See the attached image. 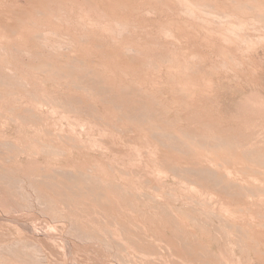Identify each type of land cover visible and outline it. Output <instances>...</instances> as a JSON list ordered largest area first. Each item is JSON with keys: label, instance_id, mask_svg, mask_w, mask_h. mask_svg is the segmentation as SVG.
Segmentation results:
<instances>
[{"label": "rangeland", "instance_id": "374dc122", "mask_svg": "<svg viewBox=\"0 0 264 264\" xmlns=\"http://www.w3.org/2000/svg\"><path fill=\"white\" fill-rule=\"evenodd\" d=\"M0 199V264H264V0H0Z\"/></svg>", "mask_w": 264, "mask_h": 264}, {"label": "bare ground", "instance_id": "6f19581e", "mask_svg": "<svg viewBox=\"0 0 264 264\" xmlns=\"http://www.w3.org/2000/svg\"><path fill=\"white\" fill-rule=\"evenodd\" d=\"M164 1V0H163ZM184 1V0H183ZM187 1V0H186ZM195 2V1H194ZM7 3V2H6ZM164 3V2H163ZM189 3V2H188ZM123 4V3H122ZM184 5V4H183ZM192 5V4H191ZM164 6H165V4H164ZM185 6V5H184ZM183 7V6H182ZM187 7V6H186ZM189 7V6H188ZM187 11V10H186ZM189 12V11H188ZM41 13V12H40ZM193 13V12H192ZM57 14V13H56ZM190 14V13H189ZM193 15V14H192ZM60 16V15H59ZM94 18V17H93ZM63 19V18H62ZM57 20V19H56ZM201 20V19H200ZM97 22V21H96ZM210 22V21H209ZM226 22V21H225ZM200 23V22H199ZM87 24V23H86ZM102 24V23H101ZM210 24V23H209ZM90 25V24H89ZM119 25H120V23H119ZM118 25V26H119ZM100 26H102V25H100ZM133 26V25H132ZM233 26V25H232ZM86 27V26H85ZM237 27V26H236ZM257 27V26H256ZM84 30V29H83ZM168 32V31H167ZM35 33H37L36 31H35ZM39 34V33H38ZM234 34V33H233ZM40 36V35H39ZM42 36V35H41ZM36 37V36H35ZM49 37V36H48ZM42 38V37H41ZM90 38V37H89ZM87 39V38H86ZM158 40V39H157ZM228 42V41H227ZM119 44V43H118ZM95 45V44H94ZM134 45V44H133ZM132 45V47H134ZM145 45V44H144ZM123 46H125V45H123ZM126 47V46H125ZM139 47V46H138ZM138 49V48H137ZM125 50V49H124ZM20 51V50H19ZM140 51V50H139ZM138 51V52H139ZM141 52V51H140ZM31 53V52H30ZM170 53V52H169ZM173 54V53H172ZM138 55V54H137ZM142 55H144V54H142ZM38 56V55H37ZM141 56V55H140ZM145 56V55H144ZM170 56V55H169ZM40 57V56H39ZM38 57V58H39ZM143 57V56H142ZM168 57V56H167ZM172 57V56H171ZM115 58V57H114ZM144 58V57H143ZM164 58V57H163ZM41 59V58H40ZM57 59V58H56ZM112 59V58H111ZM116 59V58H115ZM114 59V60H115ZM145 59V58H144ZM171 59V58H170ZM175 59H176V57H175ZM179 59V58H178ZM44 60V59H43ZM51 60V59H50ZM73 60V59H72ZM143 60V59H142ZM146 60H147V58H146ZM157 60V59H156ZM144 61V60H143ZM191 61V60H190ZM240 61V60H239ZM66 62V61H65ZM74 62V61H73ZM72 62V63H73ZM80 62V61H79ZM146 62V61H145ZM150 62V61H149ZM155 62V61H154ZM160 62V61H159ZM177 62H179V61H177ZM61 63V62H60ZM142 63V62H141ZM167 63V62H166ZM165 63V64H166ZM172 63V62H171ZM204 63V62H203ZM66 64V63H65ZM80 64V63H79ZM122 64V63H121ZM152 64H153V62H152ZM239 64V63H238ZM237 64V65H238ZM67 65H68V63H67ZM70 65V64H69ZM68 65V66H69ZM73 65V64H72ZM144 65V64H143ZM156 65V64H155ZM182 65V64H181ZM197 65V64H196ZM78 66V65H77ZM4 67V66H3ZM76 67V66H75ZM110 67V66H109ZM74 68V67H73ZM81 68V67H80ZM82 68H83V66H82ZM87 68V67H86ZM120 68V67H119ZM149 68V67H148ZM5 69V68H4ZM75 69V68H74ZM79 69V68H78ZM89 69V68H88ZM54 70V69H53ZM53 70H51V71H53ZM84 70V69H83ZM109 71V70H108ZM170 71V70H169ZM44 72V71H43ZM49 72V71H48ZM55 72V71H54ZM53 72V73H54ZM57 72V71H56ZM120 72V71H119ZM59 73V72H58ZM61 73V72H60ZM81 73V72H80ZM63 74V73H62ZM102 75H104V74H102ZM118 75V74H117ZM170 75H172L171 73H170ZM181 75V74H180ZM187 75V74H186ZM13 76V75H12ZM63 76V75H62ZM65 76V75H64ZM72 76V75H71ZM173 76V75H172ZM176 76V75H175ZM21 77V76H20ZM68 77V76H67ZM180 77V76H179ZM72 78H74V77H72ZM173 78V77H172ZM8 79V78H7ZM56 79V78H55ZM106 79V78H105ZM104 79V80H105ZM114 79V78H113ZM11 80V79H10ZM22 80V79H21ZM76 80V79H75ZM175 80V79H174ZM2 82V81H1ZM106 82V81H105ZM18 83V82H17ZM141 83V82H140ZM14 84V83H13ZM25 84V83H24ZM82 84V83H81ZM104 84V83H103ZM27 85V84H26ZM30 85V84H29ZM88 86V85H87ZM108 86V85H107ZM26 87V86H25ZM127 87V86H126ZM26 89V88H25ZM104 89H106V88H104ZM14 90V89H13ZM111 90V89H110ZM139 90V89H138ZM27 91V90H26ZM136 91V90H135ZM121 92V91H120ZM19 93V92H18ZM23 93V92H22ZM102 93V92H101ZM109 93V92H108ZM96 94V93H95ZM98 94V93H97ZM126 95V94H125ZM38 96V95H37ZM128 96V95H127ZM119 98V97H118ZM145 99V98H144ZM90 100V99H89ZM147 100V99H146ZM117 101V100H116ZM16 104V103H15ZM85 104V103H84ZM102 104V103H101ZM8 106V105H7ZM61 108V107H60ZM120 109V108H119ZM125 109V108H124ZM253 109V108H252ZM259 110V109H258ZM35 111V110H34ZM118 111V110H117ZM139 112V111H138ZM133 114V113H132ZM120 116V115H119ZM106 118V117H105ZM25 119V118H24ZM45 119V118H44ZM88 120V119H87ZM259 122H261V121H259ZM24 123V122H23ZM38 123V122H37ZM35 124V123H34ZM39 124V123H38ZM37 125V124H36ZM38 126V125H37ZM40 126V125H39ZM259 127V126H258ZM38 128V127H37ZM45 128V127H44ZM138 128V127H137ZM204 130V129H203ZM207 130V129H206ZM230 130V129H229ZM56 132V131H55ZM129 133V132H128ZM56 134V133H55ZM248 134V133H247ZM251 134V133H250ZM52 135V134H51ZM210 135V134H209ZM49 136V135H48ZM60 136V135H59ZM58 136V137H59ZM130 136V135H129ZM140 136V135H139ZM53 137V136H52ZM56 137V136H55ZM72 138V137H71ZM124 138V137H123ZM245 138V137H244ZM121 140V139H120ZM110 141V140H109ZM75 142V141H74ZM237 142V141H236ZM246 145V144H245ZM262 145V144H261ZM5 146V145H4ZM148 146V145H147ZM78 147V146H77ZM242 148V147H241ZM15 149V148H14ZM195 149V148H194ZM240 149V148H239ZM3 150V149H2ZM24 151V150H23ZM42 151V150H41ZM223 152V151H222ZM259 152V151H258ZM58 153V152H57ZM144 156V155H143ZM195 156V155H194ZM225 156V155H224ZM257 156V155H256ZM262 157V156H261ZM258 158V157H257ZM207 159V158H206ZM202 160V159H201ZM216 160V159H215ZM232 160V159H231ZM217 161V160H216ZM244 162V161H243ZM14 163V162H13ZM210 165V164H209ZM239 165V164H238ZM181 166V165H180ZM203 166V165H202ZM45 167V166H44ZM199 167V166H198ZM130 169V168H129ZM224 170V169H223ZM21 172V171H20ZM66 172H68V171H66ZM132 172V171H131ZM223 172V171H222ZM69 173V172H68ZM77 174V173H76ZM75 174V175H76ZM258 174H259V172H258ZM40 176V175H39ZM90 176V175H89ZM140 176V175H139ZM245 176V175H244ZM10 177V176H9ZM26 177V176H25ZM63 178H64V176H63ZM90 179V178H89ZM95 179V178H94ZM186 179V178H185ZM13 180V179H12ZM53 180V179H52ZM55 180V179H54ZM9 181V180H8ZM32 181V180H31ZM56 181V180H55ZM213 181V180H212ZM254 181V180H253ZM37 182V181H36ZM81 182V181H80ZM114 182V181H113ZM259 182V181H258ZM70 183V182H69ZM86 183H87V181H86ZM101 183V182H100ZM34 184V183H33ZM43 184V183H42ZM101 184H103V183H101ZM51 185V184H50ZM97 185V184H96ZM114 185V184H113ZM123 185V184H122ZM213 185V184H212ZM100 186V185H99ZM238 188V187H237ZM253 188V187H252ZM56 189V188H55ZM67 189V188H66ZM127 189V188H126ZM261 189V188H260ZM102 190V189H101ZM103 191V190H102ZM68 192V191H67ZM81 192V191H80ZM89 192V191H88ZM93 192V191H92ZM259 193V192H258ZM41 194V193H40ZM72 194V193H71ZM82 194V193H81ZM105 194H107V193H105ZM73 195V194H72ZM78 195V194H77ZM82 195H84V194H82ZM251 196V195H250ZM89 197V196H88ZM106 198V197H105ZM133 198V197H132ZM3 199V198H2ZM78 199V198H77ZM119 199V198H118ZM131 199V198H130ZM1 200V199H0ZM91 201V200H90ZM4 202V201H3ZM77 203V202H76ZM82 205V204H81ZM111 205V204H110ZM93 206V205H92ZM118 206V205H117ZM236 206V205H235ZM5 207V206H4ZM100 207V206H99ZM113 207V206H112ZM152 208V207H151ZM81 209V208H80ZM97 209V208H96ZM89 210V209H88ZM238 212V211H237ZM82 213V212H81ZM156 213V212H155ZM98 214V213H97ZM144 214V213H143ZM78 215H79V213H78ZM89 215V214H88ZM52 216V215H51ZM90 216V215H89ZM88 217V216H87ZM108 217V216H107ZM112 217V216H111ZM91 218V217H90ZM7 220V219H6ZM95 223V222H94ZM116 232V231H115ZM156 234V233H155ZM194 237V236H193ZM23 239V238H22ZM8 241V240H7ZM22 241V240H21ZM134 243V242H133ZM200 244V243H199ZM126 245V244H125ZM134 245V244H133ZM132 245V246H133ZM181 248V247H180ZM170 250V249H169ZM27 252V251H26ZM154 252V251H153ZM144 255V254H143ZM130 256V255H129ZM149 256V255H148ZM5 257V256H4ZM139 257V256H138ZM140 258V257H139ZM173 258V257H172ZM23 260V259H22ZM140 260V259H139ZM155 260V259H154ZM215 260V259H214ZM29 261V260H28ZM163 261V260H162ZM8 262V261H7ZM10 262V261H9ZM140 262V261H139ZM135 263V262H134ZM12 264V263H11Z\"/></svg>", "mask_w": 264, "mask_h": 264}]
</instances>
